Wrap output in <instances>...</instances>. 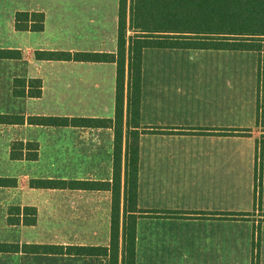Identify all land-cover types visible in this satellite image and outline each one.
Here are the masks:
<instances>
[{"label": "crops", "instance_id": "obj_1", "mask_svg": "<svg viewBox=\"0 0 264 264\" xmlns=\"http://www.w3.org/2000/svg\"><path fill=\"white\" fill-rule=\"evenodd\" d=\"M126 8L129 32L130 0ZM18 13L43 15V31H17ZM118 21L119 0H0V50L21 55L0 58V115L112 121L99 128L0 124V178L17 183L0 187V245L26 247L1 251L0 264H109L108 256L65 250L110 245L116 64L37 60L35 53L115 55ZM148 50L165 56L189 49L142 51L135 264H264L258 54L190 50L209 58L196 70L200 74L179 75L167 64L146 70ZM225 55H254L258 62L225 63ZM14 80H24L26 90L39 80L40 97H15ZM17 142L36 143L37 160H12L10 147ZM124 149L123 137L120 230ZM32 180L65 185L37 189L29 186ZM24 208L36 210L35 225L23 224Z\"/></svg>", "mask_w": 264, "mask_h": 264}, {"label": "trees", "instance_id": "obj_2", "mask_svg": "<svg viewBox=\"0 0 264 264\" xmlns=\"http://www.w3.org/2000/svg\"><path fill=\"white\" fill-rule=\"evenodd\" d=\"M126 7L127 0H119L118 51L114 54L36 52L37 60L112 62L116 64V92L113 147V179L110 245L108 249L68 247L66 254L108 256L109 264H118L120 235L122 234L121 264H135L136 219L141 213L136 207L137 201V164L139 157L140 82L141 56L144 49H189V50H226L251 51L259 56V90L257 96L258 121L263 115L261 93L264 84V0H130V24L128 29L133 36L128 39L126 49ZM44 17L41 14L15 15V29L19 32L43 31ZM17 51L0 50V58L19 59ZM125 74L127 77L125 134L123 133V112ZM24 80H14L15 97L39 98L41 82H28L26 90ZM27 122L37 126L82 125L106 127L112 121L71 119L56 117H29L0 115V124L22 125ZM124 149L123 182V221L120 230V191L122 168V141ZM12 160L36 161L38 145L36 143H13L10 147ZM89 185L88 183H72ZM15 180L0 178V187H15ZM65 183L50 180H32L31 188H58ZM104 185L105 184H99ZM109 187V184H106ZM23 224L33 226L36 223V210L24 208ZM11 225L15 221L9 218ZM17 223V222H16ZM26 247L0 245V252L19 251ZM33 249L57 251L55 247L33 246ZM63 252V249L60 248Z\"/></svg>", "mask_w": 264, "mask_h": 264}, {"label": "rangeland", "instance_id": "obj_3", "mask_svg": "<svg viewBox=\"0 0 264 264\" xmlns=\"http://www.w3.org/2000/svg\"><path fill=\"white\" fill-rule=\"evenodd\" d=\"M129 11H130V8H129ZM126 15H127V10H126ZM126 19L127 17L125 16V20ZM129 24H130V12H129L128 26ZM133 35L134 34L132 31H130V29H129V32H127V20H126L127 41ZM155 52L157 51L148 50L147 53L145 54L144 64H145L146 70L152 69L154 67H160L159 65L166 66L167 64V65H171L172 68H175L176 69L175 73L179 75L180 74H200V71H196V70H200L205 65L206 57L209 58V55H204L203 53L199 51L196 52V51H190V50H172V51L166 52L165 56L155 55V54H164L161 51H159L158 53H155ZM239 56L241 55H225L224 56L225 63L233 62V58L241 59V57ZM246 56L247 55H243L242 57L243 60L241 59L242 63L244 64L249 63L250 62L249 60H252L253 63L255 61L258 62V60H256V57H254V55H252L251 57H246ZM125 79L127 80L126 74H125Z\"/></svg>", "mask_w": 264, "mask_h": 264}]
</instances>
